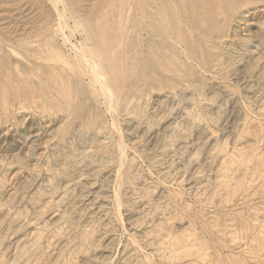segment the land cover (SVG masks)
I'll list each match as a JSON object with an SVG mask.
<instances>
[{
	"label": "rangeland",
	"instance_id": "obj_1",
	"mask_svg": "<svg viewBox=\"0 0 264 264\" xmlns=\"http://www.w3.org/2000/svg\"><path fill=\"white\" fill-rule=\"evenodd\" d=\"M0 264H264V0H0Z\"/></svg>",
	"mask_w": 264,
	"mask_h": 264
}]
</instances>
